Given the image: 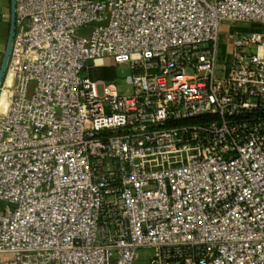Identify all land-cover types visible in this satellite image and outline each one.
<instances>
[{
    "label": "built area",
    "instance_id": "obj_1",
    "mask_svg": "<svg viewBox=\"0 0 264 264\" xmlns=\"http://www.w3.org/2000/svg\"><path fill=\"white\" fill-rule=\"evenodd\" d=\"M13 2L0 264H264V0Z\"/></svg>",
    "mask_w": 264,
    "mask_h": 264
},
{
    "label": "rangeland",
    "instance_id": "obj_2",
    "mask_svg": "<svg viewBox=\"0 0 264 264\" xmlns=\"http://www.w3.org/2000/svg\"><path fill=\"white\" fill-rule=\"evenodd\" d=\"M220 33H219V53L221 56H226L227 60V68L229 67V63L232 56V39L231 35L235 31H264V27L258 26V25H243V24H229L226 22H223L220 24ZM252 51H255V45H252ZM108 75L101 77V79L104 82H112L114 83L116 90L118 94H129L132 92V86L127 83L126 77L132 73V70L126 63H113L110 64V67L108 68ZM7 75V74H6ZM97 91L101 95L103 93V85L98 84L97 85ZM1 95V93H0ZM137 257L134 260L133 264H149L148 263V257L152 253V249L149 248H139L137 251ZM11 254L7 253L1 256V258L6 259L10 258Z\"/></svg>",
    "mask_w": 264,
    "mask_h": 264
},
{
    "label": "crops",
    "instance_id": "obj_3",
    "mask_svg": "<svg viewBox=\"0 0 264 264\" xmlns=\"http://www.w3.org/2000/svg\"><path fill=\"white\" fill-rule=\"evenodd\" d=\"M10 26V0H0V52L6 48ZM80 32H85L80 30ZM112 64L110 58H97L85 64L83 74L92 80H102L107 76L108 68ZM103 81V80H102Z\"/></svg>",
    "mask_w": 264,
    "mask_h": 264
},
{
    "label": "water",
    "instance_id": "obj_4",
    "mask_svg": "<svg viewBox=\"0 0 264 264\" xmlns=\"http://www.w3.org/2000/svg\"><path fill=\"white\" fill-rule=\"evenodd\" d=\"M13 30H14V2H13V0H10V26H9V35H8V40H7L6 48L4 50V55H3L2 63H1V66H0V80H1L2 75L4 73L6 61H7V58H8L10 44H11L12 36H13Z\"/></svg>",
    "mask_w": 264,
    "mask_h": 264
},
{
    "label": "bare ground",
    "instance_id": "obj_5",
    "mask_svg": "<svg viewBox=\"0 0 264 264\" xmlns=\"http://www.w3.org/2000/svg\"><path fill=\"white\" fill-rule=\"evenodd\" d=\"M13 77H14V71L10 69L7 72L5 81H4V86L1 89V95H0V110H4L6 108L7 102H8V91L9 88L12 85L13 82Z\"/></svg>",
    "mask_w": 264,
    "mask_h": 264
}]
</instances>
